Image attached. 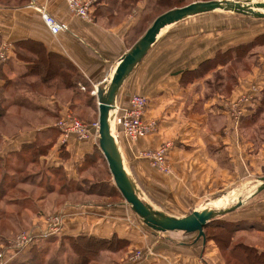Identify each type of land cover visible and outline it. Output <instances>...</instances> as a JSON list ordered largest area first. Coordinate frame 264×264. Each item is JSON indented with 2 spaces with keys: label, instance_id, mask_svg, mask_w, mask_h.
Returning <instances> with one entry per match:
<instances>
[{
  "label": "crops",
  "instance_id": "1",
  "mask_svg": "<svg viewBox=\"0 0 264 264\" xmlns=\"http://www.w3.org/2000/svg\"><path fill=\"white\" fill-rule=\"evenodd\" d=\"M88 1L90 18L84 20L68 11L65 0H0V43L13 47L0 67V119L21 121L22 116L9 111L17 104L33 105L36 116L51 120L78 114L84 105L88 112L96 106L98 113L97 89L109 81L120 58L158 16L147 22V1L130 8L118 1ZM31 4L43 8L65 30L52 35ZM208 14L162 30L116 97L117 108L126 107L134 95L147 101L145 118L155 123L150 134L130 140L119 129L114 132L124 167L142 201L176 218L202 209L240 183L264 177V145L254 149L239 132V128H253L249 117L264 95V47L258 50L256 65L236 75L235 87L225 93L224 70L230 63L225 53L253 37L246 34L232 40L229 27H204L201 20L207 17H200ZM216 73L221 78L211 88ZM246 94L252 100L244 104L245 116L234 126L227 103ZM51 131L58 133V140L40 162L70 185L90 181L89 164L104 162L98 137L91 134L87 140H78L74 134L63 135L53 122L30 130H0V158L19 151L23 144L51 137ZM164 144L169 145L167 173L141 156ZM76 186L74 191L53 187L42 200L65 199L56 214L61 217L62 236L122 241L125 257L143 252L142 259L130 264H228L224 257L228 252L206 236L197 239V233L153 231L124 200L98 202L93 197L97 194ZM215 222L229 225L244 245L264 252L259 245L264 238V197L212 221L207 230H213Z\"/></svg>",
  "mask_w": 264,
  "mask_h": 264
},
{
  "label": "rangeland",
  "instance_id": "2",
  "mask_svg": "<svg viewBox=\"0 0 264 264\" xmlns=\"http://www.w3.org/2000/svg\"><path fill=\"white\" fill-rule=\"evenodd\" d=\"M119 3H124L125 0H116ZM123 1V2H122ZM147 1L150 6V9L147 10L148 21L151 22L155 17L165 13L169 9L181 8L193 2H204L206 0H132L135 3L145 4ZM264 1V0H261ZM147 4V5H148ZM201 20V24L204 27H209L214 29L215 27H229L230 28V36L232 40H237L240 36H245L248 34L249 37H253L250 43L252 45L244 48L245 52L239 50L238 52L245 53L243 58L235 59L233 56L234 52L231 51V60L230 63L226 66L227 68L224 70L225 75V93L233 90L237 83L236 75L238 76L240 73L250 70L254 65H256V57L258 56L259 48L264 47V39H260L257 43H254L255 40L264 35V19H247L242 16H238L232 13L226 12H213L208 15L201 16L200 18H206ZM199 18V17H197ZM196 19V18H194ZM192 20V19H191ZM148 24V23H147ZM147 25L145 24V27ZM260 38V37H259ZM258 38V39H259ZM247 43L246 45L250 44ZM2 44V43H0ZM242 45V44H241ZM235 47V46H234ZM232 47V48H234ZM242 51V52H241ZM260 51H262L260 49ZM245 56V57H244ZM3 65V64H2ZM0 65V67L2 66ZM216 76L214 82L211 84V88L217 84V79L221 78L219 73L214 74ZM219 82V81H218ZM253 89V88H252ZM10 93V91H9ZM250 95V94H246ZM241 98V97H240ZM230 99L227 103V111H230L234 104L240 99ZM27 105V104H26ZM17 105L13 107L10 112L16 113V115L22 116L21 121H16L13 117L7 119H0V130L9 129H29L36 128L40 123L45 125H53L61 130L63 122L66 120L65 118L59 120H51L48 116H36L34 114L36 110L33 105ZM96 106L92 105V112H88L86 110V106L81 107V112L74 115H69L71 118L76 119L81 124L92 125L97 122L98 113L96 111ZM41 110V109H40ZM44 110V109H43ZM8 111V114L10 112ZM48 112V110H45ZM50 111V110H49ZM31 112V113H30ZM34 112V113H33ZM257 116L254 119L253 128H247L245 131L239 128V132L242 136H244L249 142L252 143L254 149L259 148L264 145V105L257 112ZM44 118V120H43ZM9 132V131H8ZM62 134L65 133L61 130ZM53 135V136H52ZM51 137L47 139L37 140L36 144L39 149L44 150L45 156L51 147L58 140V133L51 131ZM98 137V136H97ZM57 138V139H56ZM31 159V156H29ZM42 156L36 155V162L30 163L32 160H28L26 169L22 168V173H14L13 169L10 166L9 160L2 161L0 163V179L3 177V174L7 173L8 184L11 186L10 190L6 192L4 198H0V254L5 256L7 260V264H32L29 259L30 254L35 255V259L33 260V264H80V261L85 256L78 258L74 253L77 250L67 245L68 240L61 235L62 222L60 226H58L57 231L54 234H45V230L47 227L46 220L47 217L51 218L59 212L61 209V204L64 203L65 199L62 197H56L55 199H50L47 197L46 200L42 201L49 195L48 190L51 188L62 189L67 188V181H65L61 176H57L58 174L55 171H51L45 167V164L40 162V158ZM29 159V158H28ZM44 160L42 159V162ZM95 162V161H94ZM93 164H89L90 172L93 177L88 182H78L80 188L87 192L89 190V185L93 182L95 183H108L109 186L113 183L112 177L108 175V168L105 162L101 161V163L97 164L96 162ZM14 163L16 164L15 160ZM10 177V179H9ZM28 178L27 182H24V178ZM31 180L34 181V185H31ZM76 184L69 185L71 186V191L77 187ZM42 185V186H41ZM82 185V186H81ZM258 185V179H250L245 183H240L230 191L219 195L215 201L211 202V205L215 208L223 207L227 204V202L232 205L236 198H244L246 195L251 193L256 186ZM42 188H41V187ZM101 189V191H100ZM97 191L107 193L109 188H97L95 191L88 192L92 195L97 194ZM1 193V192H0ZM2 194V193H1ZM98 195V194H97ZM104 195V194H103ZM107 195V194H106ZM96 201L103 203L116 201L118 197H107V196H93ZM264 197V191L257 194L246 203H250L253 199L261 200ZM227 198V199H226ZM42 201V202H40ZM217 202V203H216ZM20 203V204H19ZM217 205H216V204ZM245 203V204H246ZM48 221V220H47ZM222 223V222H221ZM43 224V226H42ZM207 235H209V239L213 236H216L217 239L219 237H226V234L221 233L219 230L213 229L208 230ZM32 235L30 241L26 246L17 249V244L21 241V237L24 235ZM42 235V237H41ZM43 235H46L43 237ZM205 236V232H204ZM48 238L49 242H45V239ZM216 239V240H217ZM211 240H214L212 238ZM243 239H239L233 235L231 239V246L237 244H243ZM74 245V242H71ZM262 244L260 246H264V238L262 239ZM218 245V244H217ZM41 247H45V255H40ZM107 248L106 243L103 245L95 243V241L87 242L86 244V252L91 251L94 253L93 255H86V258H89L85 264H130L131 258L134 257L137 253L141 251H135L128 256H124L125 253V243L120 248H115V244L112 243V250L104 249ZM219 247V246H218ZM47 252V253H46ZM228 252V251H227ZM143 253V252H141ZM228 253H224L225 260L228 262L229 258L227 257ZM122 255V256H121ZM119 256V258H117ZM55 260L57 262L50 263V260ZM80 260V261H79ZM232 264L235 262L232 260Z\"/></svg>",
  "mask_w": 264,
  "mask_h": 264
},
{
  "label": "water",
  "instance_id": "3",
  "mask_svg": "<svg viewBox=\"0 0 264 264\" xmlns=\"http://www.w3.org/2000/svg\"><path fill=\"white\" fill-rule=\"evenodd\" d=\"M228 12L253 19H264V1L261 0H212L193 2L181 8L169 10L158 16L142 37L120 58L109 81L97 89L95 98L98 110V148L106 161L112 181L122 199L131 211L149 229L156 232L181 231L187 234L197 233V239H204L203 229L212 221L234 212L245 203L264 191V177L258 179L256 188L244 198H236L230 205L223 207L211 205L213 199L202 209L192 211L188 216L176 218L154 210L143 202L139 190L131 175L124 167L116 135L112 125L116 109L117 93L137 64L148 53L160 32L166 27L184 21L190 17L213 13Z\"/></svg>",
  "mask_w": 264,
  "mask_h": 264
},
{
  "label": "built area",
  "instance_id": "4",
  "mask_svg": "<svg viewBox=\"0 0 264 264\" xmlns=\"http://www.w3.org/2000/svg\"><path fill=\"white\" fill-rule=\"evenodd\" d=\"M67 9L73 15L84 19L89 20V9L90 1L88 0H65ZM31 6L38 11L40 17L52 35H57L61 31L65 30V26L56 21L51 15H49L43 8L37 7L34 4ZM13 47L9 44L2 43L0 44V65L4 64L9 55L12 53ZM252 100L251 95L242 96L236 104L233 105L232 109L228 111L229 117L233 122L234 126H238L241 118L244 116V104ZM147 109V101L145 98L134 95L129 98L128 104L124 108L115 109L114 118L112 120V125L114 130L119 129V131L128 139L136 140L143 138L150 134L154 127L155 123L149 121L145 118ZM66 120L63 122L61 130L67 134H74L78 140H87L90 138L91 134L98 136L99 124L98 121L92 125L81 124L74 118H71L69 115L66 116ZM169 149L168 144H164L155 151L144 152L142 157L147 159L151 165L159 170L162 173H167L169 170L166 166V155ZM48 220V221H47ZM46 220V230L45 234H54L57 231L58 226L61 224V217L55 215ZM46 235H43V237ZM32 235H24L21 237V241L17 244V249L23 248L28 244ZM42 237V235H41ZM143 253H137L134 257L131 258L130 263L140 260L143 258ZM0 264H7L5 256L0 254Z\"/></svg>",
  "mask_w": 264,
  "mask_h": 264
},
{
  "label": "trees",
  "instance_id": "5",
  "mask_svg": "<svg viewBox=\"0 0 264 264\" xmlns=\"http://www.w3.org/2000/svg\"><path fill=\"white\" fill-rule=\"evenodd\" d=\"M95 1L96 2H106V1H114L115 2L116 0H95ZM206 1H212V0H206ZM132 5H134V2H132V0H125L124 3H120V6L124 7V8H128V7L130 8ZM150 6H152V5L148 4V9H150ZM169 10H171V9H169ZM165 12H167V11H165ZM259 37H258L259 39L257 38L254 43H257L260 39L261 40L264 39V35L259 36ZM252 44L253 43H250L248 45H246V44L237 45L234 48H231L228 51V53H225L226 57L228 58V60H231V51H233L234 52L233 56L235 57V59L243 58V55H245V53H243V55H242V53H240L238 51L244 50L243 52H245L244 48H246ZM212 62H215V61H212ZM220 62H222V61H220ZM69 86H72V85H69ZM17 105L22 106V104H17ZM253 105L254 104L249 106L250 110H252ZM263 105H264V95H263V98L261 100L259 107L249 117V121H250L251 125L254 124V122H255L254 119L256 118V116L258 114L257 112L262 108ZM244 116H245V114H244ZM244 116L242 118H244ZM44 151H45V149L44 150L39 149L36 142L31 143V144H23V146L21 147V149L19 151L9 154L6 158H3V159L0 158V163L2 161L9 160L8 162H10L9 164H10L11 168L13 169L14 173H16V174L22 173L23 171H21V170L24 167H25L24 169H26L28 160H32V161H30V163H35L36 162L35 156L36 155L43 156ZM29 156H31V159ZM14 160H15L16 164L14 163ZM104 162L106 163L105 160H104ZM6 174L7 173L3 174V177L0 179V192L2 193V194L0 193V198H4L6 192L11 189L10 188L11 186L8 184V181H7L8 177L6 176ZM28 178L29 177H27V178L25 177L24 182H27ZM9 179H10V177H9ZM30 184L34 185L35 183L33 180H31ZM66 184H67L66 186H67L68 191H71L72 190L71 186L68 187L71 183L67 182ZM72 185H73V183H72ZM103 187H105L106 189L109 188V191L107 193H104V192L99 193L101 191V189H100V191H97L98 195H103V194L106 195L107 194L106 196H111V197L113 196V197H118V198L122 199V197H121L119 191L117 190V188L115 187L114 183H112L111 186H109L108 183H106V182L99 183V184L96 183L95 185L91 184V185H89V190L87 192H91V191L93 192L97 188H103ZM211 224H212V222L210 224H208L206 226V228H204L205 229V236L208 239H209V235H207L206 232L208 231L207 228L210 227ZM214 224H216V225L213 226V229L219 230L221 233L226 234L225 238L219 237L217 239L216 236H213L212 238H214L216 244H218L219 248L222 251H228V254H227V257L229 258V260L227 262L228 264H232L231 263L232 260L235 262V264H264V252H260L257 249L250 247V246H246L244 244H237V245L231 246L230 244H231V239L233 237V232H232V230L229 229V225H227L225 223H221V222H215ZM64 237L69 241L67 245H69L72 248H75V250H77L74 253H76L75 255L78 258L85 256L82 259V261L79 260L80 264H85L87 261H89V258H86V255H88V254L93 255L94 254L91 251H88V253L86 252L87 242L95 241V243H98L101 245H103V243H106L107 248H104V247H102V248H104V249H110L111 248L110 250H112V243L115 244L114 250H117L115 248H120L121 246H123L122 241H118L115 239H110V240L96 239V238H88L85 236H64ZM212 238H210V239H212ZM45 242H49V239L46 238ZM71 242H74V245ZM44 248L45 247H41V249H40V252H41L40 255L41 256L43 254L45 255V250H47ZM34 259H35V255L30 254L28 260H31L32 264H33ZM57 261L52 259V260H50V263L57 262Z\"/></svg>",
  "mask_w": 264,
  "mask_h": 264
},
{
  "label": "bare ground",
  "instance_id": "6",
  "mask_svg": "<svg viewBox=\"0 0 264 264\" xmlns=\"http://www.w3.org/2000/svg\"><path fill=\"white\" fill-rule=\"evenodd\" d=\"M226 13H227V12H226ZM116 138H117V137H116ZM226 199H227V198H226ZM216 203H217V202H216ZM216 203H215V204H216ZM216 205H217V204H216ZM213 206H214V205H213Z\"/></svg>",
  "mask_w": 264,
  "mask_h": 264
}]
</instances>
